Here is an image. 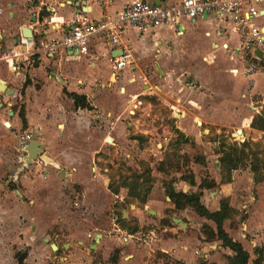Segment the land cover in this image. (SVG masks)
<instances>
[{
  "label": "crops",
  "instance_id": "1",
  "mask_svg": "<svg viewBox=\"0 0 264 264\" xmlns=\"http://www.w3.org/2000/svg\"><path fill=\"white\" fill-rule=\"evenodd\" d=\"M96 1L0 0V56L7 50L22 53L23 48L12 44L21 28L31 30L34 38L56 40L75 14L85 12L91 20H98L137 0H110L107 6ZM141 1L167 6L180 0ZM259 22L263 23L264 17ZM223 42L205 18L143 33L127 29L121 44L131 47L134 60L118 77L113 76L109 59L120 51H111L99 37L90 40L85 55L66 49L52 57L23 54L12 62L0 59V86L4 84L8 92L0 90V264H5L4 249L9 254L8 264H17L15 255L21 251L25 254L23 264H103L114 250L120 257L112 264H148L156 253L166 256L169 263L157 258L155 264L228 263L233 253L204 233V227L216 232L214 222L188 207L175 209L165 193L170 186L175 192L197 193L201 180L193 170V183L183 179V170L171 174L173 179L156 178L145 203L134 200L135 205H129L135 208L133 213L121 211L123 220L152 223L139 245L133 236L127 241L120 239L121 245L117 236L107 237L111 232L104 229L101 221L105 220L92 222L86 229L88 217L73 211L77 206L71 195L78 187L83 206L95 210V217L102 219L111 213L113 198L122 189L112 194L92 168L94 145L113 143V134L127 128L150 135L141 126L152 101L174 116L170 124L188 140L178 146L195 145L205 162L214 157L211 180L217 187L203 190L200 201L209 212H218L221 202L228 204L233 213L223 221V230L248 253V264H254V250L261 249L264 254V180L255 182L250 164H245L231 170L229 182H223L222 151H217L215 140L207 138L220 132L228 137L241 130L243 143H261L264 151V130L250 126L254 118L261 117L264 124V71L249 78L231 75L234 63L221 50ZM69 94L84 97L89 108H76ZM22 133L32 134L52 160L44 176L39 168L32 176L16 173L18 155L13 146ZM228 141L221 143L228 146ZM183 153L191 156L194 150ZM154 171L153 179L157 177ZM6 177L16 186L6 187ZM108 219L112 232L122 234L109 215ZM135 234L137 237L138 232Z\"/></svg>",
  "mask_w": 264,
  "mask_h": 264
},
{
  "label": "built area",
  "instance_id": "2",
  "mask_svg": "<svg viewBox=\"0 0 264 264\" xmlns=\"http://www.w3.org/2000/svg\"><path fill=\"white\" fill-rule=\"evenodd\" d=\"M109 2L110 0L96 1L103 6H107ZM263 17L264 0H180L167 6L151 5L137 0L122 11L114 15H104L98 20H91L85 12L75 14L60 38L22 39L18 45L23 48L21 54L7 50L1 54L0 59L12 62L23 54L29 58L37 54L52 57L66 49L85 55L90 40L99 37L108 49L120 51V55L109 59L112 74L118 77L134 60L131 47L121 44L125 30L134 29L143 33L163 25L177 28L183 21L194 22L205 18L214 25L216 36L224 39L220 48L234 63L229 73L249 78L264 71V22H259ZM232 37L234 42L232 40L233 43L230 44ZM32 140L33 135L30 133L16 136L14 151L18 160L25 155L23 149ZM45 167L46 164L38 157L22 173L29 174L39 168L42 176L46 173Z\"/></svg>",
  "mask_w": 264,
  "mask_h": 264
},
{
  "label": "rangeland",
  "instance_id": "3",
  "mask_svg": "<svg viewBox=\"0 0 264 264\" xmlns=\"http://www.w3.org/2000/svg\"><path fill=\"white\" fill-rule=\"evenodd\" d=\"M150 105L151 106L148 107L147 114L144 117L143 125L141 126L143 129L149 131L150 135H142L135 129L127 128L125 130L119 131L120 136L119 134H113V137H115V141L113 143L107 144V142H99L97 145H94V151L96 153L94 155V161L91 166L92 168L96 169L97 174L100 175L103 182L106 183L107 186L111 185L113 187H119L125 178L127 179L128 183H131L135 180L134 176L144 175L148 170H150L152 173V171L157 169L158 165L161 163L165 164L163 168L164 174L159 176L157 175V171H154L153 174H155L154 176L157 177H155L153 181L156 180V178L160 179L161 177L166 178V180L168 179L167 177H171V179H173V177L170 175L178 170H183L181 175L184 174L183 179L185 180L194 178V175L192 174L193 170L201 181H212L211 178L214 175L215 166V163L213 162L214 157L211 155L210 160L205 162L204 159L206 158L202 155H199L200 151L195 147V145H188L187 147L175 145L173 141L175 138H177L174 132L175 126L170 124V118H173L174 116L169 114L167 110L160 107L157 102L152 101ZM130 114L131 116L134 115L132 112ZM135 117H137V113H135ZM152 135H154L155 137H153L152 140H149ZM100 136L102 137V135ZM226 136L227 133L220 132L218 135L209 136L207 139L215 140L217 142V151L220 150V143L223 141H228L227 139L229 138L230 140H232L228 141L229 145L242 144L244 141L243 135L239 136L235 132H232V135H228V137ZM124 138L126 140H124ZM129 138L139 139L134 140V142H132V140L128 142ZM15 145L13 147H15ZM201 148L204 149L203 146H201ZM78 149H80V147ZM185 149L194 150V153H191V156H188L186 153H183ZM263 152V146L261 143L257 142L256 145L252 144L249 148L245 149L246 157H244L243 159V164H250L253 158L252 154L254 153V158H257L260 161L262 160L261 163L264 166ZM206 163H210V166L206 165ZM171 164H176L177 167H173ZM33 174H35V171L29 173L28 176H32ZM3 181L8 182L6 187L10 189L16 186L13 182L9 181V178L7 177L4 178ZM121 189L122 192L120 191L117 198H113L111 213L109 212L104 218L98 219L97 217H95V210L86 208L89 206H83L81 202L82 189H79L77 187L75 193L71 195L72 202L77 206L75 207L73 205L75 207H73V211H79L80 216L85 215L88 217L89 225L86 227V229H89L93 226L92 222L95 223L97 221L105 220L101 221L104 224V229L109 233L111 232L110 234H107L109 236L106 235L107 237L117 236L120 242V239L128 238V236H133V241L137 242V245H139L141 243H144L143 239L147 238V231L148 229H152L153 225L152 223L139 225V223L137 222V218H128L129 220H127V218H125L124 220L122 219V210L128 214L135 211L134 207H129V205H135V201L133 199H127L125 195L126 193H124L126 192V190L123 188ZM120 198H122L121 202ZM108 215L110 219H113V222L116 223L117 226L121 229V231L123 232L122 234L112 232L113 228L110 224L109 219L107 220ZM148 217L149 216L147 215L146 218ZM133 230L136 231L133 232ZM137 232L138 239L136 240L135 238L137 237H135V233ZM112 252L113 253L109 261L103 262V264H112L115 259L117 260L120 257L118 256V250H114ZM21 253H23V251L19 252V254ZM1 256L4 258L5 264H8V262L10 261L9 254L5 249L2 252ZM157 258L163 259V261H167V263H169V260L166 256L160 255L158 253L154 254V258L151 257L149 259V262L147 263L155 264L154 262H156V260L154 261V259ZM123 262H126V260H124Z\"/></svg>",
  "mask_w": 264,
  "mask_h": 264
},
{
  "label": "trees",
  "instance_id": "4",
  "mask_svg": "<svg viewBox=\"0 0 264 264\" xmlns=\"http://www.w3.org/2000/svg\"><path fill=\"white\" fill-rule=\"evenodd\" d=\"M71 99L74 101V105L76 108L86 109L89 108L86 100L82 96H78L75 94H69L68 95ZM20 118L23 120V109L20 110ZM263 118H254L251 123V128L264 130V124L262 123ZM177 134V140L174 143L178 146V144L187 143V139L183 138V135L180 134L178 131H175ZM256 145V144H255ZM251 146L250 143L244 142L240 144L239 146L237 144H232L229 146H226L221 143L220 150L222 151V158H220L221 167H223V182L230 180V171L233 169H237V167L240 165L241 167H244L243 159L245 156V149L249 148ZM254 153L252 154V160L250 162V169L253 173L255 182H262L264 180V174L263 171V164L260 160L257 158H254ZM165 164H159L157 169L161 172H164ZM173 167H177L175 164H171ZM135 180L131 183L127 182V179L125 178L122 182V184L118 187H113L111 185H108L109 191L117 195L119 193V188H126L128 190L127 196L133 200H137L140 203H145L147 196L150 193L153 178L151 177V171L148 170L145 172L144 175L134 176ZM142 179V180H141ZM189 182L193 183V178L188 179ZM141 181V182H138ZM217 187L216 183L214 181L206 182L205 180H202L201 183L198 186V192L195 194H185L182 192H175L173 188L170 186V188L166 189L165 193L169 197L170 201L174 204L175 209L181 210L185 208L192 209L198 216L203 217L207 220H210L214 222L216 226V232L213 233L212 231H209L207 227H204L205 230L204 233L207 235V237H214L216 240L221 241L222 246L224 248L229 249L232 253V257H228L227 264H248L249 255L248 253L242 248V246L231 240V238L228 237V235L223 230V221L227 218H229L232 215L231 209L228 207V204L226 202H221V207L218 212H209L204 205H202L200 199L202 197L203 190H210L215 189ZM165 223H167L165 221ZM136 230H133L135 232ZM254 253L256 255V260L254 264H261L263 261V250L261 249H255ZM15 259L17 261V264H23V261L25 259V254H16ZM174 264H178L177 262H174ZM198 264H207L204 260H201L198 262Z\"/></svg>",
  "mask_w": 264,
  "mask_h": 264
},
{
  "label": "water",
  "instance_id": "5",
  "mask_svg": "<svg viewBox=\"0 0 264 264\" xmlns=\"http://www.w3.org/2000/svg\"><path fill=\"white\" fill-rule=\"evenodd\" d=\"M32 37H33V34H32L31 30H29L28 28H21L19 34H17L14 37V42L12 44L14 47H16L19 45V43L21 42L22 39H31ZM117 55H120V52H118V51L114 52L112 56L114 57ZM0 90H2L3 92H7L6 86H4V84H2L0 86ZM0 107H1V105H0ZM241 133H242L241 130L237 131L238 135ZM108 139L110 141H112L110 137H107L106 140H108ZM23 153L25 155L17 161V164L19 165V167L16 170L17 174L22 173V171L24 169H26L27 166L29 164H31L32 162H34L38 157L40 160H42V162H44V164H46V166H52L53 165L52 160L50 158H48V156L42 151L41 143L38 142L37 140L30 141L25 146V148L23 149ZM60 174H61V176H63L62 172ZM151 213L153 214V212H151ZM98 238H99V236H98Z\"/></svg>",
  "mask_w": 264,
  "mask_h": 264
},
{
  "label": "bare ground",
  "instance_id": "6",
  "mask_svg": "<svg viewBox=\"0 0 264 264\" xmlns=\"http://www.w3.org/2000/svg\"><path fill=\"white\" fill-rule=\"evenodd\" d=\"M238 135V134H237ZM239 136H242V133L241 134H239Z\"/></svg>",
  "mask_w": 264,
  "mask_h": 264
}]
</instances>
